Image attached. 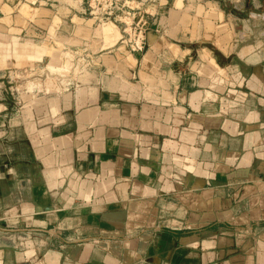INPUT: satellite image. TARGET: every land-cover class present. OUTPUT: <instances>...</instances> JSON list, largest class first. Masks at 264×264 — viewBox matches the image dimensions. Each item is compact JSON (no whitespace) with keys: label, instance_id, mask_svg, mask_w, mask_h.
Listing matches in <instances>:
<instances>
[{"label":"crops","instance_id":"obj_1","mask_svg":"<svg viewBox=\"0 0 264 264\" xmlns=\"http://www.w3.org/2000/svg\"><path fill=\"white\" fill-rule=\"evenodd\" d=\"M135 7L0 0V264H264V0Z\"/></svg>","mask_w":264,"mask_h":264},{"label":"built area","instance_id":"obj_2","mask_svg":"<svg viewBox=\"0 0 264 264\" xmlns=\"http://www.w3.org/2000/svg\"><path fill=\"white\" fill-rule=\"evenodd\" d=\"M89 1V0H87ZM126 2V1H125ZM97 9H94L92 5H88L90 14L96 17L100 20H110L113 17H115L114 12L122 10V7H124V4L121 5L118 4V1L111 2L107 5H97ZM93 10L101 11L100 14H93ZM132 13L130 12L128 16L132 19L131 23L125 22V27L123 29V38L121 40L122 43H124L126 46H128L129 50L131 52H142L146 47V36L149 31L150 25L149 21L147 19V16L145 13L141 11L132 10ZM72 57V66L73 69H79L80 64V58H84L92 60L91 57L88 56V54H85V56L77 54V52H73L69 54ZM68 85H70L68 83Z\"/></svg>","mask_w":264,"mask_h":264},{"label":"rangeland","instance_id":"obj_3","mask_svg":"<svg viewBox=\"0 0 264 264\" xmlns=\"http://www.w3.org/2000/svg\"><path fill=\"white\" fill-rule=\"evenodd\" d=\"M85 1L88 5L89 4L92 5L94 7V9H97V7H98L97 5H107V4H110L111 2L118 1V4H120V9H121V5H123L126 0H89V1L85 0ZM129 1L134 2L133 3L134 5L130 2L126 3V5H124V7H122V10L114 12L115 15H119V17L124 18L125 19L124 22H127V23H131V21H132L130 16H128L130 12L132 13L131 9L137 11V9H135L136 8L135 6L138 3L143 2V0H129ZM132 6H134V7H132ZM100 12L101 11L93 10L94 15L100 14ZM71 60H72L71 56H68V59L65 60L66 61L65 67H64L65 71H63L62 69H60L59 71L58 70L55 71L52 68V74L45 72L43 74L42 78L32 76V74H31L26 80V83H28V86H30V91H34V90L42 89V88H52V89L58 88L57 87V84L59 83L58 78L61 81V80H64V78H63L64 73L69 74L71 72V74H72L73 66H72ZM44 65H46V64H44ZM34 70H36V68H34ZM26 74H24V75H26Z\"/></svg>","mask_w":264,"mask_h":264},{"label":"water","instance_id":"obj_4","mask_svg":"<svg viewBox=\"0 0 264 264\" xmlns=\"http://www.w3.org/2000/svg\"><path fill=\"white\" fill-rule=\"evenodd\" d=\"M15 68V62H10L5 68L3 75L0 76V84L3 82L6 85V90L10 95H13L17 89ZM6 81L7 84L5 83Z\"/></svg>","mask_w":264,"mask_h":264}]
</instances>
